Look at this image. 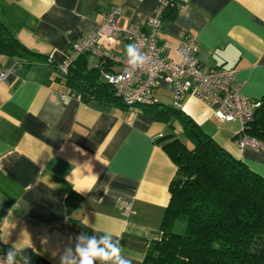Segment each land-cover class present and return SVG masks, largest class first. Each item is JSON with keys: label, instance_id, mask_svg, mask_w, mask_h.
Returning a JSON list of instances; mask_svg holds the SVG:
<instances>
[{"label": "crops", "instance_id": "obj_1", "mask_svg": "<svg viewBox=\"0 0 264 264\" xmlns=\"http://www.w3.org/2000/svg\"><path fill=\"white\" fill-rule=\"evenodd\" d=\"M177 2L182 8L165 10L159 33L166 58L178 62V45L194 37L204 67L233 68L240 92L264 100V0ZM112 6L122 8L120 25L146 29L157 0H0V23L36 55L0 54V72L7 73L0 80V239L15 264H79L77 249L93 239L99 248L105 239L122 246L121 256L141 264L149 243L161 236L176 166L159 137L171 130L137 106L85 102L74 94L63 98L68 89L53 68L65 63L69 43ZM100 43L116 53L128 46L122 39ZM84 56L92 67L104 62ZM154 97L169 102L168 86L160 83ZM180 109L264 177V150L237 149V121H219L187 94ZM70 192L79 204L69 210Z\"/></svg>", "mask_w": 264, "mask_h": 264}, {"label": "trees", "instance_id": "obj_2", "mask_svg": "<svg viewBox=\"0 0 264 264\" xmlns=\"http://www.w3.org/2000/svg\"><path fill=\"white\" fill-rule=\"evenodd\" d=\"M171 7L175 6L167 8ZM0 54L36 56L1 23ZM84 55L65 73L53 65L68 91L85 102L98 100L129 107L113 95L112 87L100 76L99 69L107 62L92 67ZM133 106L171 130L159 140L164 141L163 150L176 166L168 185L161 236L149 243L141 264H264V177L221 147L181 109L158 101ZM175 123L179 125L177 132ZM247 133L264 141V100ZM77 196L70 192L66 197L69 210L79 204Z\"/></svg>", "mask_w": 264, "mask_h": 264}, {"label": "built area", "instance_id": "obj_3", "mask_svg": "<svg viewBox=\"0 0 264 264\" xmlns=\"http://www.w3.org/2000/svg\"><path fill=\"white\" fill-rule=\"evenodd\" d=\"M171 5L176 9L182 8V3H174V0H157L153 15L146 21V29L134 24L120 25L122 8L109 7L104 11L100 23L69 43L65 51L66 61L61 67L57 66L58 70L65 73L78 56L91 54L109 64L99 69L100 76L112 87L113 95L123 104H153L157 102L154 97L155 88L160 83H165L171 92V108L180 109L182 98L186 94L191 95L209 106L219 121L238 122L239 127L234 133L238 150H264V141L247 133L254 111L262 101L240 92L239 85L232 80L233 68L204 67L198 58V46L194 37H188L178 45V62L166 58L164 46L159 42V33L165 9ZM103 38L124 40L136 49L143 62L134 63L127 50L116 53L104 48L100 43ZM6 74V71H1L0 80ZM68 95L72 94L69 91L61 94L63 98ZM129 209V205L124 207L126 213ZM9 251L0 239V264H6Z\"/></svg>", "mask_w": 264, "mask_h": 264}, {"label": "clouds", "instance_id": "obj_4", "mask_svg": "<svg viewBox=\"0 0 264 264\" xmlns=\"http://www.w3.org/2000/svg\"><path fill=\"white\" fill-rule=\"evenodd\" d=\"M128 54L133 58L134 63H142V59L138 55L136 49L132 45L127 46ZM101 243L105 245L104 248H99L95 239H93L86 249H77L80 257L79 264H94V260L101 261L113 260L114 264H131L130 260L121 256L122 246H115L109 240H102ZM6 264H15V256L13 251L7 254Z\"/></svg>", "mask_w": 264, "mask_h": 264}, {"label": "rangeland", "instance_id": "obj_5", "mask_svg": "<svg viewBox=\"0 0 264 264\" xmlns=\"http://www.w3.org/2000/svg\"><path fill=\"white\" fill-rule=\"evenodd\" d=\"M163 100H162V102H163V104H165L166 105V103H169V102H167L168 101V99L167 98H162ZM179 137H180V135H179ZM181 138V137H180ZM182 230V229H181Z\"/></svg>", "mask_w": 264, "mask_h": 264}, {"label": "water", "instance_id": "obj_6", "mask_svg": "<svg viewBox=\"0 0 264 264\" xmlns=\"http://www.w3.org/2000/svg\"><path fill=\"white\" fill-rule=\"evenodd\" d=\"M257 113V109L254 111V114H256Z\"/></svg>", "mask_w": 264, "mask_h": 264}]
</instances>
